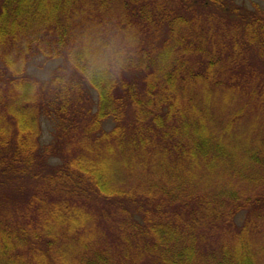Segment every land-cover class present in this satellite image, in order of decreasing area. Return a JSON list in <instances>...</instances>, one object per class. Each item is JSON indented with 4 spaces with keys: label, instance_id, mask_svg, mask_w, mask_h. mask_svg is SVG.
I'll return each instance as SVG.
<instances>
[{
    "label": "trees",
    "instance_id": "trees-1",
    "mask_svg": "<svg viewBox=\"0 0 264 264\" xmlns=\"http://www.w3.org/2000/svg\"><path fill=\"white\" fill-rule=\"evenodd\" d=\"M128 25L139 69L86 84ZM0 264H264V8L0 0Z\"/></svg>",
    "mask_w": 264,
    "mask_h": 264
},
{
    "label": "clouds",
    "instance_id": "clouds-1",
    "mask_svg": "<svg viewBox=\"0 0 264 264\" xmlns=\"http://www.w3.org/2000/svg\"><path fill=\"white\" fill-rule=\"evenodd\" d=\"M125 29L132 36L131 42L126 46L96 53L85 41L78 58L75 51L70 54V64L80 71L86 84H95L97 80L115 84L139 69L144 57L143 35L133 25H128Z\"/></svg>",
    "mask_w": 264,
    "mask_h": 264
},
{
    "label": "rangeland",
    "instance_id": "rangeland-1",
    "mask_svg": "<svg viewBox=\"0 0 264 264\" xmlns=\"http://www.w3.org/2000/svg\"><path fill=\"white\" fill-rule=\"evenodd\" d=\"M237 2L242 3L243 5L252 8L255 3H258L262 8H264V0H237ZM57 66V62H47L43 63L42 61H39L35 63L31 68H30V73L40 77L42 79H46L49 74L53 71V69ZM49 78V77H48ZM45 124V130H46V135H45V142L49 141V130L51 128V125L47 122H44Z\"/></svg>",
    "mask_w": 264,
    "mask_h": 264
}]
</instances>
